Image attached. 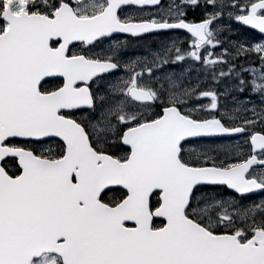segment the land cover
<instances>
[{
	"label": "snow or ice",
	"instance_id": "snow-or-ice-1",
	"mask_svg": "<svg viewBox=\"0 0 264 264\" xmlns=\"http://www.w3.org/2000/svg\"><path fill=\"white\" fill-rule=\"evenodd\" d=\"M258 193L264 0H0V264H264Z\"/></svg>",
	"mask_w": 264,
	"mask_h": 264
},
{
	"label": "rangeland",
	"instance_id": "rangeland-1",
	"mask_svg": "<svg viewBox=\"0 0 264 264\" xmlns=\"http://www.w3.org/2000/svg\"><path fill=\"white\" fill-rule=\"evenodd\" d=\"M91 0H88V3H90ZM261 199H264V196H260V195H253L250 197V200H254L256 202H259Z\"/></svg>",
	"mask_w": 264,
	"mask_h": 264
},
{
	"label": "flooded vegetation",
	"instance_id": "flooded-vegetation-1",
	"mask_svg": "<svg viewBox=\"0 0 264 264\" xmlns=\"http://www.w3.org/2000/svg\"><path fill=\"white\" fill-rule=\"evenodd\" d=\"M84 3H88V0H84ZM195 14H198V12L197 13H195ZM148 39H151V38H148ZM255 195H260V196H264V193H258V194H255Z\"/></svg>",
	"mask_w": 264,
	"mask_h": 264
}]
</instances>
